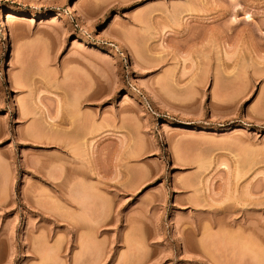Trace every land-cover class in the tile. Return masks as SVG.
I'll list each match as a JSON object with an SVG mask.
<instances>
[{"label": "rangeland", "instance_id": "obj_1", "mask_svg": "<svg viewBox=\"0 0 264 264\" xmlns=\"http://www.w3.org/2000/svg\"><path fill=\"white\" fill-rule=\"evenodd\" d=\"M0 264H264V0H0Z\"/></svg>", "mask_w": 264, "mask_h": 264}, {"label": "bare ground", "instance_id": "obj_2", "mask_svg": "<svg viewBox=\"0 0 264 264\" xmlns=\"http://www.w3.org/2000/svg\"><path fill=\"white\" fill-rule=\"evenodd\" d=\"M12 15H13L12 13L8 12L7 13V20L11 19L13 17Z\"/></svg>", "mask_w": 264, "mask_h": 264}]
</instances>
